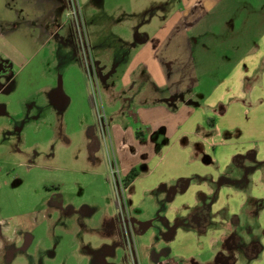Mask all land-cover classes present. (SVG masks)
<instances>
[{
  "label": "crops",
  "instance_id": "1",
  "mask_svg": "<svg viewBox=\"0 0 264 264\" xmlns=\"http://www.w3.org/2000/svg\"><path fill=\"white\" fill-rule=\"evenodd\" d=\"M227 1L182 0L168 22L136 35L128 80L141 69L158 96L130 101L133 120L112 125L110 142L122 178L139 173L126 194L141 264H264V0ZM66 7L0 0V52L15 57L0 66L31 65L61 34ZM105 185L96 178L94 199L110 193ZM97 214L96 264H130L116 210L95 205L82 222ZM0 233L12 244L15 231Z\"/></svg>",
  "mask_w": 264,
  "mask_h": 264
},
{
  "label": "rangeland",
  "instance_id": "2",
  "mask_svg": "<svg viewBox=\"0 0 264 264\" xmlns=\"http://www.w3.org/2000/svg\"><path fill=\"white\" fill-rule=\"evenodd\" d=\"M77 1L83 34L67 0L61 34L31 65L16 60L11 68L0 66V230L16 232L12 244L0 233L12 253L0 250V264H96L102 239L92 219L99 214L82 220L95 205L116 210L110 129L132 122L130 101L137 108L138 96H158L141 69L129 76L128 86V70L141 47L136 35L154 31L182 9V0ZM2 51L3 63L15 58L5 46ZM60 92L69 103L56 98ZM191 94L193 100L197 91ZM101 177L110 193L98 201L93 186ZM129 215H134L131 210ZM134 235L143 251L138 246L142 235L135 230ZM126 257L129 262L127 252Z\"/></svg>",
  "mask_w": 264,
  "mask_h": 264
},
{
  "label": "built area",
  "instance_id": "3",
  "mask_svg": "<svg viewBox=\"0 0 264 264\" xmlns=\"http://www.w3.org/2000/svg\"><path fill=\"white\" fill-rule=\"evenodd\" d=\"M77 2H78L77 0H69L68 5L70 9L73 11L71 14L72 16L74 15L73 17L76 20L77 27L80 29L81 33L83 34L82 27H81L82 22H81V17L79 16V12H78ZM81 43L84 47V52L86 53V50L88 48L85 44V37L84 38L82 37ZM86 64H88V57H87ZM96 110L99 112L98 106L96 107ZM111 175H112V184H113L114 193H115L117 217H118L122 235H124V241H125L124 246H125L127 254L129 253V262L130 264H141L140 258H139V250H138L135 235H134V226L132 223L131 216L129 215L130 209L128 206V198L126 194L127 188L125 187L123 178L121 176V172L116 162L114 166H111Z\"/></svg>",
  "mask_w": 264,
  "mask_h": 264
},
{
  "label": "trees",
  "instance_id": "4",
  "mask_svg": "<svg viewBox=\"0 0 264 264\" xmlns=\"http://www.w3.org/2000/svg\"><path fill=\"white\" fill-rule=\"evenodd\" d=\"M89 104L94 107V104H93V101H92V97L90 96V100L88 101ZM214 120L210 119L209 120V124L211 125L213 123ZM214 127V126H212ZM237 160V159H236ZM139 176V173L135 170L131 171L128 176H126V178H123V181H124V184H125V187L128 188L132 183L133 181H135V179ZM254 202V199L252 197H249L248 199V205L249 204H253Z\"/></svg>",
  "mask_w": 264,
  "mask_h": 264
},
{
  "label": "flooded vegetation",
  "instance_id": "5",
  "mask_svg": "<svg viewBox=\"0 0 264 264\" xmlns=\"http://www.w3.org/2000/svg\"><path fill=\"white\" fill-rule=\"evenodd\" d=\"M6 249H7V251H8L7 254H10L11 252H9V251H10L9 248L7 247ZM4 251H5V250H4ZM11 254H12V253H11Z\"/></svg>",
  "mask_w": 264,
  "mask_h": 264
}]
</instances>
